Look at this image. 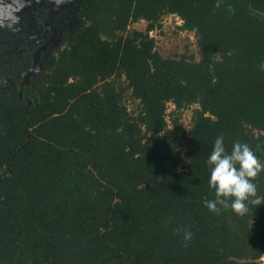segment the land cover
<instances>
[{
	"label": "trees",
	"instance_id": "1",
	"mask_svg": "<svg viewBox=\"0 0 264 264\" xmlns=\"http://www.w3.org/2000/svg\"><path fill=\"white\" fill-rule=\"evenodd\" d=\"M165 16L198 60L155 50ZM78 17L25 83V44L0 61V264H262L264 204L203 201L217 136L264 161V0H79Z\"/></svg>",
	"mask_w": 264,
	"mask_h": 264
},
{
	"label": "flooded vegetation",
	"instance_id": "2",
	"mask_svg": "<svg viewBox=\"0 0 264 264\" xmlns=\"http://www.w3.org/2000/svg\"><path fill=\"white\" fill-rule=\"evenodd\" d=\"M70 3L71 0H0V50L6 51V60L0 61L8 62L25 44L32 53L31 67L23 73L24 83L42 70V53L46 52L44 59L55 54L56 49H62L60 44L67 45L79 27V0Z\"/></svg>",
	"mask_w": 264,
	"mask_h": 264
},
{
	"label": "clouds",
	"instance_id": "3",
	"mask_svg": "<svg viewBox=\"0 0 264 264\" xmlns=\"http://www.w3.org/2000/svg\"><path fill=\"white\" fill-rule=\"evenodd\" d=\"M229 11H233L229 6ZM264 71V62L259 65ZM210 169L209 186L214 189V199H205L204 205L212 212L219 214L222 210L231 209L238 215L249 212L250 206L264 204V195L258 194L256 178L264 173L262 161L247 144L235 141L231 151H227L223 135L214 140L212 151L207 158ZM185 241L192 239V232L183 228Z\"/></svg>",
	"mask_w": 264,
	"mask_h": 264
},
{
	"label": "rangeland",
	"instance_id": "4",
	"mask_svg": "<svg viewBox=\"0 0 264 264\" xmlns=\"http://www.w3.org/2000/svg\"><path fill=\"white\" fill-rule=\"evenodd\" d=\"M68 3V2H67ZM72 3V0H71ZM69 5H72V4ZM68 5V4H67ZM2 13V10H0ZM182 22L175 16H165L161 19L160 27L152 31L151 36L155 39V50L163 58H173L178 55L186 53L187 55H192L195 60H198V51L196 45V39L192 32L184 31L180 29ZM146 22L138 21L135 24L129 26V29L144 30ZM44 44V43H42ZM66 44H60L63 48ZM52 46H55V43H52ZM5 50H0V58L5 59ZM40 70L39 67H37ZM123 80V79H122ZM124 103L129 110H134L137 108V102L133 101L128 95L124 98ZM195 106H192L189 109L183 110L180 112V122L183 125L184 131H188L190 128V118L192 114V109ZM173 110L172 105L168 106L166 120L168 124L170 123L171 111ZM260 262L264 264V255L260 259Z\"/></svg>",
	"mask_w": 264,
	"mask_h": 264
},
{
	"label": "water",
	"instance_id": "5",
	"mask_svg": "<svg viewBox=\"0 0 264 264\" xmlns=\"http://www.w3.org/2000/svg\"><path fill=\"white\" fill-rule=\"evenodd\" d=\"M20 94H21V91H20ZM20 94H19V96H20Z\"/></svg>",
	"mask_w": 264,
	"mask_h": 264
},
{
	"label": "built area",
	"instance_id": "6",
	"mask_svg": "<svg viewBox=\"0 0 264 264\" xmlns=\"http://www.w3.org/2000/svg\"><path fill=\"white\" fill-rule=\"evenodd\" d=\"M152 32H150V35H151Z\"/></svg>",
	"mask_w": 264,
	"mask_h": 264
}]
</instances>
